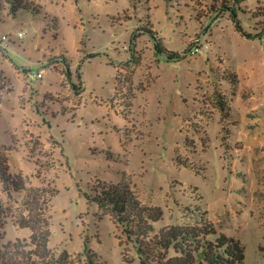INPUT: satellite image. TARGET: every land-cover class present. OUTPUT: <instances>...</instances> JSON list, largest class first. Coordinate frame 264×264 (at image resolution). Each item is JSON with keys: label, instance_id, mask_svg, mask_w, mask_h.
I'll list each match as a JSON object with an SVG mask.
<instances>
[{"label": "rangeland", "instance_id": "1", "mask_svg": "<svg viewBox=\"0 0 264 264\" xmlns=\"http://www.w3.org/2000/svg\"><path fill=\"white\" fill-rule=\"evenodd\" d=\"M34 4L14 16L6 4L0 20V152L26 186L56 190L55 256L80 264L87 242L103 264H141L109 211L85 197L124 174L142 203L162 209L155 230L207 221L242 242L245 264H264V0L240 2L239 24L254 37L223 8L232 0ZM149 26L167 49L195 53L155 55L148 33L134 37ZM24 194L0 181L15 214ZM30 233L9 217L0 246Z\"/></svg>", "mask_w": 264, "mask_h": 264}, {"label": "trees", "instance_id": "2", "mask_svg": "<svg viewBox=\"0 0 264 264\" xmlns=\"http://www.w3.org/2000/svg\"><path fill=\"white\" fill-rule=\"evenodd\" d=\"M241 1L232 0L230 6L224 5L223 8L227 10L242 35L254 37L243 31L239 24L238 11L242 12ZM6 4L12 16L16 15L19 9L39 11V7L33 5V0H0V20ZM142 32L151 37L155 55L164 54L169 60L180 59L192 50L187 47L179 54L167 49L162 38L151 26L138 28L134 37ZM132 57L128 62H132ZM78 77L80 79V75ZM229 78L235 83L236 73H232ZM119 80L120 73L116 71V86ZM221 109H224L223 106ZM0 181L5 191L13 189L25 192L22 199L24 210L20 214H15L0 198V236L1 229L9 217L15 218L20 227L29 228L31 231L27 240L16 239L0 246V264H68L70 255L66 250L55 256L48 246L49 202L56 190L42 186H26L22 173L11 174L8 158L3 152H0ZM93 191L85 193L87 202L95 203L100 209L109 211L113 221L133 244L141 264H245L242 242L232 235L216 230L210 222L166 225L155 230L154 223L162 218V209L142 203L124 174L118 182H103ZM20 247H25L26 250ZM74 257L80 264H103L96 259L95 252L87 242L84 243L83 250Z\"/></svg>", "mask_w": 264, "mask_h": 264}, {"label": "built area", "instance_id": "3", "mask_svg": "<svg viewBox=\"0 0 264 264\" xmlns=\"http://www.w3.org/2000/svg\"><path fill=\"white\" fill-rule=\"evenodd\" d=\"M17 34L20 37L21 35H23V32L22 31H19ZM3 38H5V36H3ZM191 53H195L194 47L192 48ZM42 74H43V69H39V70L34 71L32 73V77L33 78H41L42 77Z\"/></svg>", "mask_w": 264, "mask_h": 264}]
</instances>
